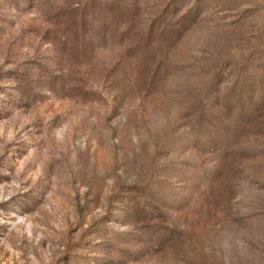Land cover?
I'll list each match as a JSON object with an SVG mask.
<instances>
[{"label": "rangeland", "instance_id": "374dc122", "mask_svg": "<svg viewBox=\"0 0 264 264\" xmlns=\"http://www.w3.org/2000/svg\"><path fill=\"white\" fill-rule=\"evenodd\" d=\"M0 264H264V0H0Z\"/></svg>", "mask_w": 264, "mask_h": 264}]
</instances>
